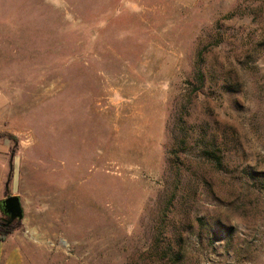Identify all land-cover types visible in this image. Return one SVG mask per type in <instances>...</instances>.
Masks as SVG:
<instances>
[{
  "label": "rangeland",
  "instance_id": "rangeland-1",
  "mask_svg": "<svg viewBox=\"0 0 264 264\" xmlns=\"http://www.w3.org/2000/svg\"><path fill=\"white\" fill-rule=\"evenodd\" d=\"M2 143L25 264H264V0H0Z\"/></svg>",
  "mask_w": 264,
  "mask_h": 264
},
{
  "label": "trees",
  "instance_id": "trees-1",
  "mask_svg": "<svg viewBox=\"0 0 264 264\" xmlns=\"http://www.w3.org/2000/svg\"><path fill=\"white\" fill-rule=\"evenodd\" d=\"M200 62H202V59H199ZM198 79L200 81V84H204L206 81L205 73L203 71H199ZM227 82V81H226ZM228 83V82H227ZM225 85V82H224ZM222 84L221 87L223 89H226L227 87H224ZM183 125H185L184 121ZM200 128V127H199ZM179 132V138H180V146L186 148V145L192 143V149H194L193 153H195V157L198 160V162H203L210 164L213 168V172L225 174L229 170V156H230V146L232 145L228 140L222 137L219 133H211L207 134L203 128L199 129V133L196 135V138L191 139L190 142L188 141V136L185 132L184 127H181L178 129ZM13 138V137H11ZM233 142V141H232ZM234 153L240 154L242 153V147L241 144L236 143L235 144ZM255 173V172H254ZM246 174V173H245ZM247 176L255 180V177H262L261 173H255V175L252 172H248ZM12 232V227H6V228H0V242H4L6 240V237L10 235ZM179 255L175 256V259H178ZM180 258V256H179Z\"/></svg>",
  "mask_w": 264,
  "mask_h": 264
},
{
  "label": "water",
  "instance_id": "water-1",
  "mask_svg": "<svg viewBox=\"0 0 264 264\" xmlns=\"http://www.w3.org/2000/svg\"><path fill=\"white\" fill-rule=\"evenodd\" d=\"M8 183L5 184L7 190ZM0 213L7 216L4 222L5 226L11 225L13 222H19L23 219V209L20 198L15 195H6V197L0 201Z\"/></svg>",
  "mask_w": 264,
  "mask_h": 264
},
{
  "label": "crops",
  "instance_id": "crops-1",
  "mask_svg": "<svg viewBox=\"0 0 264 264\" xmlns=\"http://www.w3.org/2000/svg\"><path fill=\"white\" fill-rule=\"evenodd\" d=\"M4 148L5 143L0 144V152ZM0 264H25V262L18 248H12L4 241L0 242Z\"/></svg>",
  "mask_w": 264,
  "mask_h": 264
},
{
  "label": "flooded vegetation",
  "instance_id": "flooded-vegetation-1",
  "mask_svg": "<svg viewBox=\"0 0 264 264\" xmlns=\"http://www.w3.org/2000/svg\"><path fill=\"white\" fill-rule=\"evenodd\" d=\"M6 197V196H5ZM3 215V222H5V220L7 219V216L6 215H4V214H2ZM15 222H13L12 224H14ZM12 224L11 225H8V226H5L4 224H2L1 225V227H3V228H6V227H9V226H12Z\"/></svg>",
  "mask_w": 264,
  "mask_h": 264
}]
</instances>
